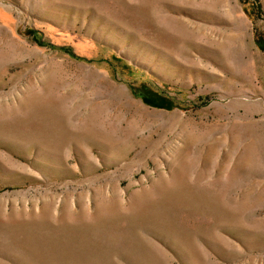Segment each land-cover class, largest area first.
I'll return each instance as SVG.
<instances>
[{"label":"rangeland","instance_id":"374dc122","mask_svg":"<svg viewBox=\"0 0 264 264\" xmlns=\"http://www.w3.org/2000/svg\"><path fill=\"white\" fill-rule=\"evenodd\" d=\"M0 264H264V0H0Z\"/></svg>","mask_w":264,"mask_h":264},{"label":"bare ground","instance_id":"6f19581e","mask_svg":"<svg viewBox=\"0 0 264 264\" xmlns=\"http://www.w3.org/2000/svg\"><path fill=\"white\" fill-rule=\"evenodd\" d=\"M13 135V134H12Z\"/></svg>","mask_w":264,"mask_h":264}]
</instances>
